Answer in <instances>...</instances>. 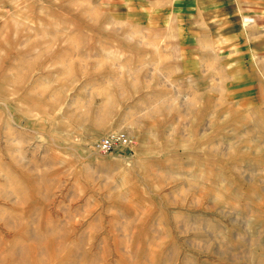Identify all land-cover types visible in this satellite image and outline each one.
Segmentation results:
<instances>
[{
	"label": "rangeland",
	"instance_id": "obj_1",
	"mask_svg": "<svg viewBox=\"0 0 264 264\" xmlns=\"http://www.w3.org/2000/svg\"><path fill=\"white\" fill-rule=\"evenodd\" d=\"M242 1L0 0V264H264V0Z\"/></svg>",
	"mask_w": 264,
	"mask_h": 264
},
{
	"label": "built area",
	"instance_id": "obj_2",
	"mask_svg": "<svg viewBox=\"0 0 264 264\" xmlns=\"http://www.w3.org/2000/svg\"><path fill=\"white\" fill-rule=\"evenodd\" d=\"M131 141L129 137L122 133H113L101 140L99 150L103 154H107L115 150L118 146H129Z\"/></svg>",
	"mask_w": 264,
	"mask_h": 264
},
{
	"label": "crops",
	"instance_id": "obj_3",
	"mask_svg": "<svg viewBox=\"0 0 264 264\" xmlns=\"http://www.w3.org/2000/svg\"><path fill=\"white\" fill-rule=\"evenodd\" d=\"M173 2H178V3H190V4H198V3H201V2H208L210 4H218V3H221L223 2V0H172ZM228 0H224V2H226ZM258 0H248V2L252 3V2H257ZM230 3H243L242 0H229Z\"/></svg>",
	"mask_w": 264,
	"mask_h": 264
}]
</instances>
